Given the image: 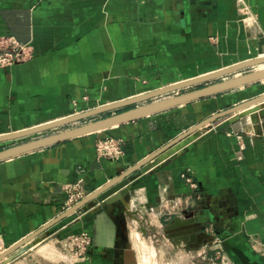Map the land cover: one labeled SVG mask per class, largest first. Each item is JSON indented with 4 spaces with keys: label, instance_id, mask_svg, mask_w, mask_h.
<instances>
[{
    "label": "crops",
    "instance_id": "crops-1",
    "mask_svg": "<svg viewBox=\"0 0 264 264\" xmlns=\"http://www.w3.org/2000/svg\"><path fill=\"white\" fill-rule=\"evenodd\" d=\"M243 1L254 24L241 21L239 0H0V36H15L34 50L31 60L0 69V137L264 57V0ZM220 80L3 142L0 150ZM262 94L264 83H254L0 162L1 245L9 248L64 213L68 184L81 182L93 192L203 120ZM107 136L122 142L117 160L97 154ZM129 178L127 207L93 200L46 231L52 240L39 253L59 249L60 242L69 249L68 237L87 231L93 239L88 258L73 264H139L144 234L193 250L212 225L233 261L242 264L237 249L247 262L264 264L255 242L264 239V107L198 130ZM178 200L182 210L174 206Z\"/></svg>",
    "mask_w": 264,
    "mask_h": 264
},
{
    "label": "water",
    "instance_id": "water-1",
    "mask_svg": "<svg viewBox=\"0 0 264 264\" xmlns=\"http://www.w3.org/2000/svg\"><path fill=\"white\" fill-rule=\"evenodd\" d=\"M264 57L255 58L237 65H234L232 67L223 69L221 71L204 75L202 77L192 79L183 83H179L177 85L167 87L165 89H161L159 91H155L152 93H149L147 95L134 98L128 101H124L115 105H111L108 107H103L101 109H96L94 111H90L87 113H83L80 115H75L72 117H68L65 119H61L59 121L51 122L45 125H41L38 127H34L31 129H27L24 131H19L13 134L5 135L0 137V143L3 142H9L19 139H25L30 138L35 135H39L42 133L50 132L59 128H62L64 126H67L71 123L82 121L84 119H87L93 115H96L98 113H101L103 111L113 110L117 109L119 107H124L131 104H136L141 101L167 95L170 93H174L176 91H180L183 89L190 88L195 85H199L202 83H208L215 80L222 79L220 81L208 84L204 87L195 89L193 91H189L180 95L172 96L167 99H163L157 102L149 103L147 105H144L142 107H137L135 109L122 112L116 115H112L110 117L99 119L90 123H86L83 125H80L78 127H74L71 129H67L65 131L59 132L57 134H53L50 136L33 139L24 143H20L17 145H13L7 148H4L0 150V162L15 158L17 156H21L23 154L33 152L35 150H39L42 148H46L49 146H53L56 144H59L61 142L94 134L103 130H108L112 127L129 123L138 119H142L148 116L156 115L159 113H162L164 111H167L169 109L183 106L185 104L208 98L211 96H215L221 93H225L228 91H232L239 88H244L248 85H252L254 83H264ZM246 69H253L250 72H247L245 74H242L241 71ZM229 75H233L232 77H227ZM258 106V109H254L252 111H247L248 109ZM264 107V94L255 97L253 99H250L248 101H245L244 103H241L239 105H235L225 111H221L219 113H216L212 115L211 117L203 120L202 122L198 123L197 125L190 128L187 132L181 134L176 139L171 141L166 147H164L162 150H160L155 155L148 157L138 165H136L134 168H132L130 171H128L123 176H119L118 178L110 180L107 184L104 186L98 188L97 190L93 191L91 194H89L87 197H85L83 200H81L79 203L71 207L70 209L66 210L64 213H62L59 217L51 221L50 223H47L42 229L37 231L36 233L24 238L23 240L15 243L14 245L7 248L5 251L0 253V262L5 260L9 255L17 251L19 248H22L25 246L28 242L33 240L35 237L39 236L40 234L48 231L50 228L54 227L58 223L62 222L66 218L74 215L79 210H81L84 206L89 204L95 199L98 200H109V202H117V201H123L125 203L126 207L128 206L127 202L125 201L126 195L129 193V189L127 188L128 184L131 181V178H129L134 172L145 166L146 164L150 163L152 160L157 158L162 152L166 151L167 149L173 147L178 142L183 140L184 138H187L188 136L192 135L193 133L197 132L198 130L211 125L215 123L216 121L228 117L230 115L239 113L242 116L252 114L261 108ZM125 201V202H124ZM223 239L224 236L220 235ZM187 241V239H185ZM203 243H207V239L203 241ZM179 245V244H178ZM177 247V246H176ZM236 254L239 256L242 264H252L246 261L245 255L240 252L239 250H235Z\"/></svg>",
    "mask_w": 264,
    "mask_h": 264
},
{
    "label": "built area",
    "instance_id": "built-area-1",
    "mask_svg": "<svg viewBox=\"0 0 264 264\" xmlns=\"http://www.w3.org/2000/svg\"><path fill=\"white\" fill-rule=\"evenodd\" d=\"M239 2V11L245 12V15H247V17L244 18V22L248 25L254 24L256 21L255 18L252 17V11L250 7L243 0H239ZM33 57L34 50L29 43H22L15 36L12 35L0 36V69H8L15 67L16 65L31 60ZM238 138L240 139L242 138V136L239 135ZM96 151L99 157L101 158H110L112 160H117L123 155L122 142L121 140L115 137L107 136L98 141L96 145ZM183 177L189 183L191 188L197 187V184L190 176L183 175ZM65 192V210L70 209L92 193L88 191L81 182L68 184L65 189ZM181 202V200H178L176 203H174V206L181 209ZM205 229L207 243H201L200 247L195 248L199 251L198 256L205 258V256L208 254V248L216 252L218 257L225 261V259H227V252L224 247L220 233L212 225ZM67 240L68 247L70 251L74 253V255L79 258L88 257L90 247L93 242L92 235L89 232L83 231L79 233H73L68 237ZM255 242L259 246L264 248V239L255 238ZM3 251H0V253H2Z\"/></svg>",
    "mask_w": 264,
    "mask_h": 264
},
{
    "label": "rangeland",
    "instance_id": "rangeland-1",
    "mask_svg": "<svg viewBox=\"0 0 264 264\" xmlns=\"http://www.w3.org/2000/svg\"><path fill=\"white\" fill-rule=\"evenodd\" d=\"M239 12H241L239 13V17L241 21L244 22V18H246L247 15H245V12ZM252 17L255 18V15H253V13ZM252 70L253 69H248L246 70V72L241 73L245 74ZM37 138H39V136H36L34 139ZM148 234L143 235L142 238H145V240H138L139 246L137 249L136 258L139 264H147V262L148 264H237L235 261H233L227 250V259H225V261L219 258L216 252L208 249L207 247L206 248L208 254L205 256V258H203L201 256H198L199 251L196 249L192 250L184 248L176 250L175 247L173 248L170 242L165 241V238L151 239L149 237H151L152 235ZM51 236V232H48L47 234H45L44 232L40 236H37L39 238L35 237L33 240H31V244L19 248L17 251L9 255L5 260L0 262V264H73L72 261L74 259L78 258L79 261L80 259H83L74 255H70L72 252L70 253V249H66L62 242L58 244L59 249L55 250V248H52L51 250H45L44 253H39V249L47 245L52 240L50 239ZM145 242L147 244V247L144 246ZM51 247H53L52 244ZM5 249L6 247L4 245L0 246V251H3ZM261 249L264 252V248L261 247ZM26 259L27 262L25 263L24 261Z\"/></svg>",
    "mask_w": 264,
    "mask_h": 264
},
{
    "label": "bare ground",
    "instance_id": "bare-ground-1",
    "mask_svg": "<svg viewBox=\"0 0 264 264\" xmlns=\"http://www.w3.org/2000/svg\"><path fill=\"white\" fill-rule=\"evenodd\" d=\"M264 67V66H263ZM258 109V106H255V107H252V108H250V109H248L247 111H252V110H254V109ZM130 257H132V254L130 255ZM132 261H130V263H131Z\"/></svg>",
    "mask_w": 264,
    "mask_h": 264
}]
</instances>
